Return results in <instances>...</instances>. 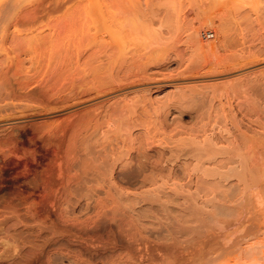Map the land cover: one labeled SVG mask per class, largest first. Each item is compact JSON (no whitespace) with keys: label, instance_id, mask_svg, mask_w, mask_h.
I'll return each mask as SVG.
<instances>
[{"label":"rangeland","instance_id":"1","mask_svg":"<svg viewBox=\"0 0 264 264\" xmlns=\"http://www.w3.org/2000/svg\"><path fill=\"white\" fill-rule=\"evenodd\" d=\"M263 251L264 0H0V264Z\"/></svg>","mask_w":264,"mask_h":264},{"label":"bare ground","instance_id":"2","mask_svg":"<svg viewBox=\"0 0 264 264\" xmlns=\"http://www.w3.org/2000/svg\"><path fill=\"white\" fill-rule=\"evenodd\" d=\"M213 46H214V45L211 44L210 46H208V49H210V47L213 49ZM215 46H216V45H215ZM127 83H128V82H127ZM127 83H125V84L127 85ZM123 84H124V83H123ZM123 84L120 83L119 86H120V85L123 86ZM111 86H112V88H113V85H111ZM114 86H115V85H114ZM116 86H118V85H116ZM109 87H110V86H109ZM114 88L116 89V87H114ZM99 90H100V91H99ZM99 90H98L97 94H99V92H101V91H102V92H105V91H106L105 89H104L105 91L102 90V89H99ZM107 90H108V89H107ZM112 90H113V89H112ZM95 94H96V93H95ZM97 94H96V95H97ZM143 109H144V108H142L141 111H142ZM144 111H145V109L143 110V112H144ZM237 131H238V130H237ZM237 133H238V135L240 134V132H237ZM240 135H241V134H240ZM243 135H244V133H242V137H243ZM236 137H238V141H240V142H241L242 139H245V138H242L241 136H236ZM240 137H241V139H239ZM244 137H245V136H244ZM150 138H151V137H150ZM207 139L210 141L209 138H207ZM207 139H205V141L208 142ZM162 142H163V140H162ZM211 142H212V141H211ZM229 142H230V140L228 141V144H229ZM233 142H235V141L231 140V143H230V144H231V147H232ZM146 143H147V145L149 144L148 142H146ZM235 143H236V146H237V141H236ZM235 143H234V144H235ZM143 144H144V143H143ZM167 144H168V143H167ZM230 144H229L228 147H229V149H232V148L230 147ZM234 144H233V150L237 149L236 146H234ZM238 144H239V142H238ZM178 146H180V145H178ZM178 146H177V147H178ZM234 147H235V148H234ZM206 148H209V147H206ZM177 149H178V148H177ZM144 150H146V149H143V150L141 149L140 151L142 152V151H144ZM160 150H161V149H160ZM208 150H209V149H208ZM169 151H170V150H169ZM171 151H172V150H171ZM178 151H180V150H178ZM210 151H211V152H210ZM230 151H231V150H230ZM230 151H229V153H228V151H226V152L224 151V152H225L226 154H230ZM138 152H139V151H138ZM141 152H139L137 155H140V157L143 159V158H144V157H143L144 154L142 155ZM146 152H147V151H144V153H146ZM159 152H160V151H159ZM209 152L211 153V156H212V153H213L212 150H209ZM148 153H149V152H148ZM160 153L162 154V152H160ZM163 153H164V151H163ZM175 153H176V151H174V155H175ZM177 153H178V152H177ZM206 153H207V150H206ZM210 153H209V154H210ZM146 154H147V153H146ZM157 154H158V153H157ZM161 154H158L157 157L160 158L159 155L161 156ZM172 154H173V152H172ZM179 154H180V153H179ZM179 154H178V155L176 154L175 157H176V156L179 157ZM209 154H205V156H207V157L209 158V156H210ZM174 155H173V158H175ZM211 156H210V157H211ZM178 157H176V158H178ZM158 158H156V160H155L156 163H157V159H158ZM164 158H165V157H164ZM164 158L162 159V157H161V160H158V161H159V162H162V160H164ZM138 159H140L139 156H138ZM146 159H147V160H146ZM148 159L150 160L151 158H150V157L147 158V155H146V158H145L144 160H142V161H144V162L142 163V161H140V162H141V163H140L139 160H138V163H140V165H141V164L144 165V164H145V161H148ZM222 159H223V158H222ZM226 159H227V156H226ZM226 159H225V162H226ZM168 160H170V159H168ZM228 160H229V157H228ZM228 160H227V161H228ZM166 161H167V160H166ZM148 162H150V161H148ZM219 162H220V159H219ZM146 163H147V162H146ZM152 163H153V161H152ZM152 163H151V165H152ZM153 164H155V163H153ZM149 165H150V164H149ZM151 165H150V166H151ZM159 165H160V164L155 165V167L151 166V167H153V172H155V171H154V168H156V166H159ZM160 167H161V166H159V168H160ZM161 168L163 169V167H161ZM161 168H160V170H162ZM151 170H152V169H151ZM155 170L157 171V169H155ZM168 171H169V170H168ZM172 171H173V170H172ZM228 173H229V172H228ZM228 173H227V176H228V177H229V174H230V177H233V176H234V173H233V172H231V173H229V174H228ZM168 174H171V173H168ZM239 175H240V174H239ZM173 176H174V175H173ZM175 177H176V176H175ZM236 177L238 178V177H240V176L236 175ZM225 178H226V177H224V179H225ZM226 179H228V178H226ZM201 186H202V185H201ZM217 188H218V187H217ZM196 189H197V188H196ZM200 190H203L204 192H205V190H206V192H208V188L206 189L204 186H203V188L200 187ZM209 191L212 192L213 189H212V190L210 189ZM213 206H214V205H212V209H213ZM215 209H216V208H215ZM192 212H195L196 215H197V211H192ZM212 214L214 215L215 213H212ZM216 214H217V216H216V217H217L216 220H218V214H219V213H216ZM216 214H215V215H216ZM215 215H214V216H215ZM220 215H221V214H220ZM190 216H191V214L188 215L189 218L187 217L189 220H190ZM192 216H194V215L192 214ZM194 217H195V219H197L196 216H194ZM188 219L185 218L184 220H185V221H189ZM240 221H241V219H240ZM190 222H193V221L190 220ZM194 222H197V221L194 220ZM198 222H199V219H198ZM239 223H240V222H239ZM241 223H243V221H241ZM254 223L257 224V225L260 224V223L262 224V222H260V223L257 222V223H256L255 221H251L250 224H249L248 229L246 228V225L244 226V224H243V227H242V226L239 227L240 229H238V228H237L238 230H237V229H236V230L234 229V230H235V231L233 230L234 234H235L236 231H237L236 234L238 233L237 238H236V240H235L234 243H233L234 245H233L232 243H231V244L229 243V246H228L229 248L227 249L229 254L226 252V251H227V250H226L227 246L224 247V248H223L224 251L221 250V253L224 252V257L218 255V258H224V259H225L226 256H227V257H228V256H229V257L232 256V255H231V252H230V251H232V250H233V252H234V254H235L234 257H236V256H237L236 254L238 253L237 250L240 248V246H239L240 244L238 245L239 247H237L238 240H239V243H241L240 241H242L243 239H244L243 241H245V240L247 239L246 236H248V239L251 238V237H250V230H251V232H253V233H254V232L258 233V229H257V228H260V227H252V228L250 229V227H251L250 225L253 226ZM200 224H201V222L199 223V225H200ZM199 225H198V226H199ZM260 226H261V225H260ZM244 228H245V230H244ZM255 228H256V229H255ZM246 229H247V230H246ZM254 229H255L256 231H254ZM221 230H222V229H221ZM240 230H241V234H242V232L245 231V232L243 233V236H242V237H244V238H242V239H238V238H241V235H240V233H239ZM243 230H244V231H243ZM219 231H220V230L216 231V234H218ZM222 231H224V230H222ZM225 231L227 232V230H225ZM225 231H224V232H225ZM231 231H232V230H231ZM233 232H231V233H233ZM216 234L214 233L213 237H216V236H217ZM221 234H223V233L220 232V236H221ZM236 234H235V235H236ZM223 235L226 236V237H227V235H228V237H229L230 235L232 236V234H230V233H228V234H227V233H224ZM251 235H252V234H251ZM231 236H230V237H231ZM253 236L255 237V234H254ZM253 236H252V237H253ZM217 237H218V236H217ZM217 237L214 238L215 241H213V243H215V242L217 241V240H216V239H218ZM209 239H211V238L209 237ZM214 239L212 238V240H214ZM207 241H208V240H207ZM210 241H211V240H210ZM232 241H233V240H232ZM235 242H237V243H235ZM227 245H228V244H227ZM233 246H234V247H233ZM231 247H232V249H231ZM235 247H236V249H235ZM242 252H243V251H242ZM225 253H226V256H225ZM222 254H223V253H222ZM227 254H228V255H227ZM238 254H241V253L239 252ZM263 255H264V251H263ZM203 256H204V258H205V255H201V258H203ZM213 259H215V258H213ZM209 260H210V259L206 260L205 263H207ZM203 261H204V260H203ZM198 262H199V261H198ZM200 263H201V262H200Z\"/></svg>","mask_w":264,"mask_h":264},{"label":"built area","instance_id":"3","mask_svg":"<svg viewBox=\"0 0 264 264\" xmlns=\"http://www.w3.org/2000/svg\"><path fill=\"white\" fill-rule=\"evenodd\" d=\"M202 35H204V37L208 39H211L214 36V34L209 31L203 32Z\"/></svg>","mask_w":264,"mask_h":264}]
</instances>
